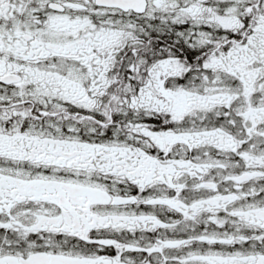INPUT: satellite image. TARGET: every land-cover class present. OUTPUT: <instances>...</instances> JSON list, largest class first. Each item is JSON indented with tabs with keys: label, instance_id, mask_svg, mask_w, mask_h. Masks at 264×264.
Segmentation results:
<instances>
[{
	"label": "snow or ice",
	"instance_id": "snow-or-ice-1",
	"mask_svg": "<svg viewBox=\"0 0 264 264\" xmlns=\"http://www.w3.org/2000/svg\"><path fill=\"white\" fill-rule=\"evenodd\" d=\"M0 264H264V0H0Z\"/></svg>",
	"mask_w": 264,
	"mask_h": 264
}]
</instances>
